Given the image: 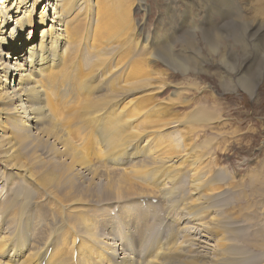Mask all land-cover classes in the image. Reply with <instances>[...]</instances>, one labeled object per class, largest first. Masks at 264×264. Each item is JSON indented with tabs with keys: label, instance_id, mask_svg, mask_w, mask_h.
Masks as SVG:
<instances>
[{
	"label": "bare ground",
	"instance_id": "1",
	"mask_svg": "<svg viewBox=\"0 0 264 264\" xmlns=\"http://www.w3.org/2000/svg\"><path fill=\"white\" fill-rule=\"evenodd\" d=\"M77 1H79V6L81 7L84 0L0 1V161L5 162L8 165V172L4 179L0 178V185L2 183H5L4 185H6L13 180L15 182H21L17 187H12L13 184H9V186L11 185L9 188V193H11L10 198H8L7 201L2 203L0 206V264L244 263L245 261L242 262L243 258L241 257L243 253L240 254L242 259L237 261L236 255L239 253L238 251H235L236 248L234 249L236 246L232 243L233 239L230 240V236H227L228 233L235 232L233 227L235 225L227 223L226 219H220L218 221L219 223H217L223 225V228L220 229L219 225L218 227L216 226L217 230L214 231H212L213 228L211 230V227L209 228V230L212 231L211 239H213L214 244L210 243L209 240L208 242L207 240L198 241L199 248L204 246L205 249L210 250L208 254L206 251L204 255L196 254L189 256L188 251L191 246V242L183 239L185 240L183 241L184 243L182 241H178L177 243H157L141 257L130 250L126 245L129 241L132 242L133 246L138 244V225L137 219H135L132 215L133 210L120 213L119 217L123 219V226H125V229L129 231L127 234L124 232V235L119 236V234H116V231L125 229L113 227L110 224L112 221L106 215L101 216L98 212L90 211L96 214V217L94 218V215L83 207L85 203H100L102 201H113L115 199L118 202L127 203L129 200L139 197H141L147 205V197H155V195L165 196V194L169 195L175 190L167 189L163 184L164 178L156 179V175H154L156 170L153 169V166L160 163L162 158L165 157L166 154L164 152L155 153L156 155L146 152L148 154L147 155L143 150H139L138 152L131 154L133 156L140 155V157H143L142 153H145L144 156L146 157L141 158L139 163L131 164L127 168H117V164L120 162V157L124 155L123 151L126 153L127 148L133 141L148 134V130L153 129V123L156 121H153L151 118H147L141 124H136L135 127L128 133L122 134L124 129H126L127 124L129 126L128 120H130V118L127 120L125 114L120 111H118L119 113H115V110L117 111L119 108H107L111 106L109 105L110 103H116L118 97L121 95L141 89L152 87H158L157 89H161L166 86L164 84H167V82L170 81H166L161 72H158L156 69L154 72L152 69L149 71L151 76L147 74H145L147 75L145 76L143 73L139 74L142 69L140 70L141 67L136 65V68L132 71L133 75L128 84L121 82V84H125V86L122 88L119 86V89L115 92H110V90V93L107 92L106 94L96 96L94 98H88L84 106L80 107L82 108L80 114H78V111V113H76V116L80 117V120L94 123L95 126H92L101 130V133L97 132L100 137L102 136L104 138L103 143L105 150L109 152L112 149L111 152H115L106 157L107 152L105 151L108 167L104 164H99L98 162L91 160L87 152L84 149L79 148L70 137L64 136V138L62 136L64 138L63 139L56 136V140H52L53 142L51 141L50 144H46V141L53 139L50 138L52 134H59L56 131H53V128L55 127L53 118H48L49 109L53 106V102L49 98V95L52 94L50 89L55 91V88L59 86L58 84H65L68 82L63 80V73H66V70L64 69V66H62L63 70H65L62 71L60 66L63 62L65 63L64 53L68 50L69 52L75 50L77 51V47L85 48L87 45L90 47V38H92V36L95 37L94 40L92 38L93 42L91 43L94 48H89L87 46L88 52H86V54L88 53L90 55V58L94 52H99V56L95 59V61L93 58L88 65L86 62V66H90V73L95 74L99 68L110 65L109 62L117 53L122 52L123 49L125 50L126 46L124 45V42L129 41L130 38L128 39V37L132 36L130 32L134 30L130 18V11L122 8L121 1L119 5L115 6V3L113 2H116L117 0H113L112 3L109 2L111 0H106L104 3L100 0L101 9H96L97 0H90L92 10H87L85 16L80 19L75 16L76 14L73 15V9L77 4ZM169 1V14L171 15V20H169L171 25L170 30L172 32L175 27L176 29L171 33L173 37L168 41V43L153 53V56L165 60V73H167L169 69H175L185 77L195 73V70L200 69L204 62L199 59L200 56H204V52L206 50L210 55L217 54L221 51V48L226 46V43L230 40L229 37H231L232 39L234 38L237 43L242 45L239 47L245 46L252 51V53L249 54L251 55L250 57L252 60H249L248 57L247 59L249 61L245 60L241 63L238 70V77L242 80V82L245 81V83H247V88H253L256 85V79L254 80L253 77L258 75V72H256L255 67L254 74H252L253 72L251 73L248 69L252 67V64H254L257 59H259V63L264 62V0L251 1L254 3L253 6L255 8V16L258 17L254 16V19H251L249 16L248 7L250 5L248 6V0H181L185 1L186 6L177 14V17H175V7L179 0ZM196 1L200 3V9L205 12L206 21H204L205 23H209V26L207 27H201L197 24L191 25L193 17L190 15L191 12L189 7L193 8L194 2ZM80 9H78V11H80ZM47 17H50L49 24L47 27L41 29V31L38 30L36 32V37H38L39 31L42 35L39 43L34 44L33 37L29 34H33V32L35 34L36 26L39 28L41 25L46 24ZM95 17L97 18L98 23V19L100 17L102 25L100 27L97 26L98 28L95 27L94 35L91 29L92 24H94L93 20ZM196 29L202 30L208 38V42H206L204 47L201 49L199 48L201 43L200 40H196L195 38ZM28 40L29 46L27 50H25L24 43ZM186 41L187 43H185ZM230 42L232 46L235 48L237 47L236 42L234 43L231 40ZM177 45H180V47L179 52L176 53L174 50L178 48ZM20 46L21 49L24 50L23 54L21 52H16L17 55L14 58L12 54L15 53L17 48H20ZM84 48L83 51L86 49ZM75 53L72 52V54ZM83 55L86 56L85 54ZM225 55L228 58L230 56L229 51H227ZM69 56L72 55L69 53ZM77 56L78 55H76V57ZM90 58L87 59V61L90 60ZM227 58L225 56H221V64L226 70L229 69L231 71V69L236 67V64H233L235 60H229ZM74 60L75 57L73 61ZM67 61L69 62V59ZM150 62L152 61L150 60ZM70 63L72 64V61H70ZM116 63L118 64V67L114 66L115 68L113 67L114 69L107 74L110 79H116L114 78L116 76H119L120 78V76H122L125 72L124 66L126 65V67H128L127 62L121 56ZM68 65L65 64V67ZM46 73H48L46 78L49 76L48 83L41 85L43 83L39 80V78L41 79V77ZM74 74H76V71H74ZM103 75L104 74H102V76ZM117 80L118 78L116 81ZM126 81L128 82V80ZM112 83H114V81H112ZM179 86L181 85L176 86L177 94L187 91L183 90L184 88ZM114 87L115 86H113V88ZM180 88L182 90H180ZM88 89L91 91L101 90V88L91 85ZM102 90L104 89L102 88ZM201 98H203L202 102L194 98L179 99L172 97L164 100L163 105L166 104V106L163 107V109L164 112H167L174 108L179 107L181 109V107H187L193 102H197L195 107L193 106L191 110H188L185 113V117L188 116V120L186 122L190 124L188 127L189 133L193 134L195 130L197 131L200 128H204L208 123H210L212 119H214L213 115L218 114V111L221 110L220 106L212 105L211 103H209L210 106L204 104V102L208 101L209 96ZM140 105L142 106L140 111L150 109V104ZM71 109L72 108H70V110ZM156 113L159 114V111H156ZM181 119L182 118L177 119L178 122ZM171 121L168 120L167 117L164 118L163 127H166V125H168ZM33 123H35V127L32 125ZM70 126L71 125H68V127ZM68 127L66 132L67 135L69 134ZM30 128H35L37 130L32 131ZM154 131L156 130H152V132ZM43 135L45 138L47 137L46 140L45 138H42ZM182 138L186 144L189 143L187 140H190L191 143L193 142L191 141V138H193L192 135H183ZM28 140H37V142H35V144L37 143L35 150L42 145L47 148L50 147L49 150H47L50 153L52 152L51 155L55 156L57 161L60 159L59 163H56L58 168L52 175L40 178L36 176V172L26 169L30 168V164L34 163L33 161L35 158L33 157L36 156V152H34V156H31V154L23 156L19 153L20 146ZM59 143L62 144L61 147L59 146ZM208 144V139L205 141L203 140L201 144L195 145L193 150L196 148L198 150H203L201 148ZM187 147L188 146H186V148ZM45 149L46 148H44V150ZM168 155L169 154L166 156ZM172 155L170 154V156ZM23 157H27L29 159L24 163V165L20 162ZM169 158L171 157H168V159ZM168 159L166 157L164 160ZM43 164L45 163L43 162ZM46 165L44 167H46ZM192 165L193 161H191L187 166L191 167ZM41 166L42 165H40V167ZM80 167L82 168L80 169ZM159 170L157 173L162 171L161 168H159ZM86 173L91 174L89 178H93V180L89 182L88 186L85 188L83 184L87 179ZM64 175H66L67 178L62 180ZM97 175H101V177L106 178L108 183L104 186L97 187V184L95 185L94 181ZM220 178L222 177L220 176ZM58 179L62 182L64 181L66 188L68 187V191L64 195V192L62 194L60 193L62 186L60 189L58 188L60 186V180ZM27 180L32 182L34 189L27 184ZM54 181L57 182L53 183ZM151 183H158L161 187L154 188L149 185ZM51 184L53 188L51 186L52 189H48ZM168 187L170 188L171 186ZM28 197H38V200L42 201L39 203V207H35L38 215L44 213V215L48 218L49 216L51 217V224L46 234L40 233L32 226L30 217L33 211H31V208L26 204V199ZM209 198H211L210 194L205 197L202 202L197 204L194 196L183 195L180 201L182 205L181 209L182 211L187 210V215L190 217L198 216L203 213V208H201V206L205 204ZM38 200H33V202L38 203ZM148 202L152 201L148 200ZM133 204L136 205V203ZM70 205L72 206V209ZM137 205L139 207L136 208L142 207L141 204L137 203ZM65 206H69L67 207L69 210L66 209ZM44 208L47 209L43 210ZM66 216H69V219L67 220H71V216L73 222L67 223L65 221ZM210 220H215V217H212ZM211 221L207 220L201 223H204V227L206 228V226H212L210 225L212 224ZM63 226L70 227V230L66 228L69 230L68 232H70V236L65 239L61 235L58 237V234L61 229H63ZM78 227H80L84 235H79ZM99 230L100 235L98 234ZM56 231L58 233H56ZM29 232H32L31 236L29 235ZM262 232L264 231H261V235L263 234ZM88 236H90L89 240ZM169 238H171V236ZM41 239H43V241L40 243ZM230 241L232 242L230 243ZM96 245L97 248H95ZM120 250H122V252H120ZM234 254L236 257H234ZM251 259L253 258L251 257Z\"/></svg>",
	"mask_w": 264,
	"mask_h": 264
},
{
	"label": "rangeland",
	"instance_id": "2",
	"mask_svg": "<svg viewBox=\"0 0 264 264\" xmlns=\"http://www.w3.org/2000/svg\"><path fill=\"white\" fill-rule=\"evenodd\" d=\"M101 1L102 3H104V1L106 0ZM112 1L113 0L109 2L112 3ZM120 1L122 2V8L130 11V18L133 25L132 27L134 28V30L130 32L132 36L128 37V39L130 38L129 41L124 42V45L126 46L125 50L123 49L122 52L117 53L109 62L110 65L99 68L95 72V74L90 73V66H86V62L88 65V63H90L93 58L95 61V59L99 56L98 51L95 50L96 52L92 54V56H95H91L90 58V55L88 53L86 54L89 47V45H87L88 47L86 46V49L84 47H77V51L75 50L76 53L79 52L77 54L75 53V51L69 52V50L64 53L65 63L63 62L64 64L62 63L60 66L62 71L66 70L65 72L68 73H63V80L68 82L65 84H58L59 86L55 88V91L50 89L52 91V94L49 95V98L53 102L54 108L52 106L49 109L50 113L48 112V118H53L55 123L53 131H56L59 134H52L50 138L53 139L46 141V144H50V142L52 140H56L58 136L60 138H63L64 136L70 137L71 140L75 142L79 148H82L87 152L91 160H93L94 162H98L99 164H104L106 165V167H108L106 157L112 155L115 152H111L112 149L109 152L106 151L103 143L104 138L102 136L100 137V135L98 134V132L101 133V130H98L97 127H93L95 126V124L92 122L89 123L88 121L80 120V117H77L76 113L79 112L78 114H80L82 109L80 107L84 106L88 98H94L96 96L106 94L107 92H115L119 89V86L120 88L125 86V84H121V82L128 84L132 78V71L134 68H136V65L140 66V70L142 69L143 71H138L140 72L139 74L143 73L144 75L147 74L151 76L149 74V71L151 69L153 70V72L155 69L158 70V72L160 71L162 76L165 77V80L170 81L167 82V84H164L166 86L162 87L161 89H157L158 87H152L121 95L118 97L116 103L109 104L113 108L111 106L107 108H119L117 111L115 110V113H119L118 111H120L121 113L125 114L127 120L128 118H130V120H128L129 126L128 124L126 126V129H128H124V133L122 132V134L128 133L135 127L136 124H141L147 118H151L153 121H156L155 123H153V129L148 130L149 133L146 134L147 136L144 135L142 137H139L140 139L137 138L138 140L136 139L137 141H133L132 144L127 148L126 153L125 151H123L124 157H120V162H118L117 168H127L131 164L139 163L141 161V158L146 157L144 156L146 152H149V154L153 153L152 155H156L159 152H164L166 155H169H165L160 163L153 166V169L156 170V173L159 168L162 169V171L158 172L157 174L154 172V175H156V179L164 178L163 184L165 185V187L167 189H174L175 191L170 193L169 195L165 194V196L155 195V197H147V205L145 204V201H143V199L139 197L133 200H129L127 203H121L115 199L113 200L114 202L102 201L100 203H85L83 207H85L87 211L89 210V212H98V214H100L101 216L106 215L112 221H110V224L113 227L122 229H125V226H123V219L119 217L120 213L126 212L128 210H133L132 215L135 219H137L138 225V244L136 246H133L132 242L129 241L126 245L130 250L141 257L157 243H177L178 241L183 242L185 240L191 242V246L188 251L189 256L196 254L204 255L206 251V253L208 254L210 250L205 249L204 246L199 248L198 241L207 240L208 242L209 240L210 243L214 244L213 239H211V232L217 230L218 225L220 229L223 228V225L217 223H219L218 221L220 219H226L227 223L235 225L233 226L235 232L228 233L227 236H230H228L230 240L233 239V242L230 241V243L232 242L235 244L236 247H234V249H237L239 247L237 250L235 249V251H238L239 253L236 255L238 258L234 254V257H236L237 261L243 258L242 262L245 261V264H264V232H262L263 234L261 235V231H264V62L259 63V59H257L256 61L254 60L255 63L252 64V67L248 69L251 73L253 72L252 74H254L255 67L258 75L253 77L254 80L256 79V85L251 89L247 88V83H245V81L242 82V80L238 77V70L241 63L245 60H248V57L249 60H252V58L250 57L251 55H249L252 53V51L245 46L239 47L242 45L237 43L234 38L232 39L231 37H229L232 42L237 43V47L235 48L234 46H232L230 40H228L226 46L221 48V51L215 55H210L206 50L204 52V56H200L199 58L200 60L204 61L203 65L200 67V69L195 70V73L186 77L175 69H169L167 73H165V60L153 56V53L157 49L165 46L168 43V41L173 37L171 33L176 29L175 27L172 32L170 30L171 25L169 23V20H171V15L169 14L168 6L170 5V1L117 0L113 3H115L114 5L116 6L120 4ZM251 1L252 0H250V2L249 0L247 1L248 6L250 5L248 7L249 16L251 17V19H254L255 8L253 6L254 3H252ZM185 6V1L179 0L177 2L175 7V17H177V14L181 12ZM78 9H80V11H78ZM96 9H101L100 0H97ZM87 10H92L90 0H84L81 4V7L79 6V1H77V4L73 9V15L76 14L75 16L80 19L85 16ZM189 10L191 12L190 15L193 17V22L191 23V25L197 24L201 27L209 26V23H205L206 15L205 12L200 9V3L198 1L194 2L193 8L189 7ZM49 20L50 17H47L46 24L41 25L39 28H37L36 26L35 34L34 32L33 34H29L33 37L34 44H38L41 40L42 34L40 31L41 29L48 26ZM98 21L99 23L97 22L96 17L93 20L94 24H92L91 31H93L94 35L95 27L98 28L97 26L100 27L102 25L100 17ZM38 30L40 31L38 32V37H36L35 35ZM195 32L196 40L199 39L201 42L199 45V48L201 49L204 47L206 42H208V38L206 34L200 29H196ZM92 38L94 40L95 37L92 36ZM92 38H90L91 42L89 48H94L91 45V43L93 42ZM185 43H187V41ZM28 46L29 40L24 43V49L27 50ZM177 46L178 48L174 50L176 53L179 52L180 45ZM83 48L87 51H83ZM23 51L24 50L21 49L20 46V48H17L12 56H14L15 58V56L17 55L16 52H21L23 54ZM227 51H229L230 53V56L228 58L225 55ZM72 52L75 54H72ZM69 53L72 56H69ZM82 53L86 56H84ZM76 55L78 56L76 57ZM87 55L90 58V60H88L89 62L87 61V59H89ZM120 56L125 59L128 67H126V65L124 66L125 72L122 74V76H120V78L119 76L114 77L116 79L118 78V80L116 81V79H110L107 74L110 73V71L115 67H118V64L116 62L118 61ZM221 56H225L229 60H235L233 64H236V67H234V69H231V71L229 69L226 70L221 64ZM72 57L73 59L75 57L74 61ZM66 58L67 60L69 59V62L66 60ZM149 59L152 62H150ZM70 61H72V64L70 63ZM65 64L69 65L65 67ZM62 66H64L65 70H63ZM74 71H76V74H74ZM102 74L104 75L102 76ZM47 75L48 73H46L42 77L39 76L41 77V79L39 78V80H41L43 83L41 85L48 83L49 76L46 78ZM126 80H128V82ZM112 81H114V83H112ZM94 83L97 85H95ZM100 84H103L104 86H101ZM90 85L99 87L101 88V90L91 91L88 89ZM178 85H181L179 87H183V90L187 91L181 94H177L176 86ZM105 86L107 90L105 89ZM113 86L115 87L113 88ZM102 88L105 91L102 90ZM180 90L182 89L180 88ZM204 96H209L208 101L204 102L205 105L210 106L209 103H211L212 105L220 106L221 110L218 111V114L213 115L215 120L212 119V121L208 123L204 128H200L197 131L195 130L193 134L189 133L188 127L190 126V124L186 122L188 120V116L185 117V113L188 110H191L193 106L195 107L197 102H193L187 107H181V109L178 107L164 112L163 107L166 106V104L163 105L164 100L172 97L179 99L194 98L202 102L203 98L201 97ZM55 104L58 107H56ZM140 104H150V109L146 111H140L142 109V106ZM70 108L72 109L70 110ZM156 111H159V114H157ZM166 117L168 118V120H172V123L170 122L168 125H166V127H163V119ZM179 118L182 119L178 122L177 119ZM58 122L61 126L58 124ZM35 123L32 124L34 127ZM67 124L71 126L68 127ZM67 127L69 130L68 135L66 133ZM30 130L36 131L37 129L30 128ZM152 130L156 131L152 132ZM183 135H192L193 138H191V141H193V145L190 140H187V142H189L188 144L191 145L186 144L184 142V139L182 138ZM42 138H45V136L43 135ZM46 139L47 137L45 138V140ZM206 139L209 140V144L203 146L201 148L203 150H198L197 148L195 149L196 151L193 150V147L195 145L201 144L203 140L205 141ZM35 142H37V140H28L20 146L19 153H21V155L23 156L27 154H31V156H34V152H36V156L33 157L35 158L33 161L34 163L30 164V168L26 169L32 172H36V176L40 178H42L43 176L52 175L53 172H55L58 168V166L56 165L59 163L60 159H58L57 161L56 157L51 155L52 152L50 153L48 151L50 147L47 148L42 145L41 147L43 150L41 149V147L35 150V146L37 144H35ZM59 146L61 147L62 144L59 143ZM186 146L188 147L186 148ZM44 148L46 149L44 150ZM139 150H143L145 152L142 153L143 157H140V155H131L132 153H136ZM105 151L107 152L106 157ZM170 154L173 155L170 156ZM166 157L167 159L168 157L171 158H169L168 160H164L166 159ZM28 160L29 159L27 157H23L21 158L20 162L24 165V163ZM191 161H193V167L187 166ZM43 162L45 164H43ZM40 165L42 166L40 167ZM45 165L46 167H44ZM7 167L8 165L5 162L0 161L1 179H4L5 175L8 172ZM81 168L82 167H80V169ZM65 176L66 175H64V178L62 180L67 178V176ZM86 176L88 179H86V181L88 183L85 181V183L83 184L85 188L88 186L89 182L93 180V178H89L91 174L86 173ZM97 176L94 179L95 185L97 184V187L104 186L108 183L106 178L101 177V175ZM220 176L222 178H220ZM166 178H169L170 180ZM12 182L7 183L8 185H4L5 183H2L0 185V206L2 205V203L7 201L8 198H10V186L13 184L12 187H17L21 183L15 181L13 183ZM55 182L57 181H54L53 183ZM59 183L60 186L58 188L60 189V187L62 186L60 189V193L62 194L64 192L63 195L66 194V192L68 191V187L66 188V184L64 183V181L62 182L60 180ZM9 184L11 185L9 186ZM27 184L33 188L32 182H30V180H27ZM149 185L153 186L154 188L161 187V185H158V183H151ZM51 186L52 184L48 187V189H52L53 186L52 188ZM168 186L171 187L169 188ZM180 190H182L183 192ZM209 194L211 198H209L206 203L201 206V208H203L202 214L190 217L187 215V210L182 211V205L180 201L183 195L194 196L195 202L198 204L202 202ZM33 200H38V197H28L26 199L27 206H29L31 208V211H33L30 217V221L32 223V226L35 227L37 231L42 234H46L51 224V217L49 216L48 218L46 215H44V213L38 215L36 208L40 206L39 203L42 201L38 200V203H35L33 202ZM148 200L152 202H148ZM29 201L32 202L30 203ZM133 203H136V205ZM137 203L141 204L142 207L136 208L139 207ZM65 207L69 210V208H67L69 206ZM46 209L47 208H44L43 210ZM90 213L94 215V218L96 217V214L92 212ZM209 217L210 219L212 217H215V220L211 221ZM65 219L67 223L73 222L71 216V220H67L69 219V216H66ZM207 220L212 222V224H210L212 226H206L205 228L204 223L202 224L201 222H205ZM176 225H178L179 228ZM62 228L63 229H61L58 237H60L61 235L65 239L70 236V232H68L70 230V227L63 226ZM66 228L69 230H67ZM209 228L210 230L213 228V230L210 231ZM78 229L79 235H84L80 227H78ZM237 230L239 231V233ZM128 231L129 230L126 229L117 230L116 234L122 236L124 235V232H126L125 234H127ZM31 233L32 232H29L30 236ZM56 233L58 232L56 231ZM98 234L100 235V230L98 231ZM170 236L171 238H169ZM89 238L90 236H88V240ZM42 241L43 239L40 240V243ZM95 248H97V245L95 246ZM120 252H122V250H120ZM241 253H243L241 255L242 258L240 257ZM251 257L253 259H251ZM249 259L251 260V262Z\"/></svg>",
	"mask_w": 264,
	"mask_h": 264
}]
</instances>
